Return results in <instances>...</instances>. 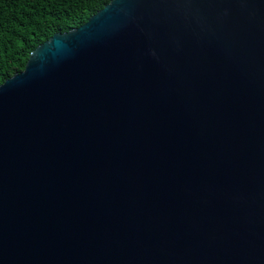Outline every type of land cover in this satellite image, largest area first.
<instances>
[{
  "label": "water",
  "instance_id": "1",
  "mask_svg": "<svg viewBox=\"0 0 264 264\" xmlns=\"http://www.w3.org/2000/svg\"><path fill=\"white\" fill-rule=\"evenodd\" d=\"M0 264H264V0H109L32 49Z\"/></svg>",
  "mask_w": 264,
  "mask_h": 264
},
{
  "label": "trees",
  "instance_id": "2",
  "mask_svg": "<svg viewBox=\"0 0 264 264\" xmlns=\"http://www.w3.org/2000/svg\"><path fill=\"white\" fill-rule=\"evenodd\" d=\"M109 0H0V84L55 32L79 26Z\"/></svg>",
  "mask_w": 264,
  "mask_h": 264
}]
</instances>
